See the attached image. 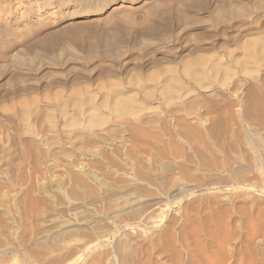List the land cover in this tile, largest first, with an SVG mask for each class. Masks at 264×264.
<instances>
[{
	"label": "rangeland",
	"instance_id": "374dc122",
	"mask_svg": "<svg viewBox=\"0 0 264 264\" xmlns=\"http://www.w3.org/2000/svg\"><path fill=\"white\" fill-rule=\"evenodd\" d=\"M5 1L0 0V264H264V174L258 166L237 163L244 154L262 163L264 152L254 155L248 146L241 147L244 152L224 151L208 136L209 123L204 121L199 124L203 142L219 160H230L228 169L214 165L204 170L181 137L172 138L183 146L181 156L188 152L195 158L190 157L191 162L181 156L177 159L174 146L167 143L172 139L167 134L163 137L162 131L164 123L174 124L171 114L196 122L204 114L202 96L233 94L243 79L259 78L264 17L257 22L248 19L249 27L242 28L247 38L240 49L232 42L239 32L231 29L239 20L220 21L215 16L216 20L208 12L201 14L209 21L198 31L197 26L188 28L183 23L174 30L171 24L176 17L168 11L164 20L171 27L166 36L174 37L170 41L141 26L130 25V30L127 24L131 23L122 19L106 23L105 9L84 18L68 13L82 11L87 8L84 2L95 0H71L68 8L53 10H44L45 0H28L31 8L27 0ZM143 1L128 0L134 19L140 18ZM114 3L110 0L107 5ZM160 39L167 40L161 44ZM213 42L230 47L214 51ZM200 43L212 48L196 54L206 53V60H214V64L208 60L206 67L214 68L216 60L225 67L228 61L230 70H225L231 74L225 72L224 77V72L205 67L207 73L211 70L209 78L205 70L201 78L190 75L186 65L194 56L186 53ZM228 51L237 59L231 55L228 60ZM173 55L185 56L188 62L179 64V59L170 65ZM239 62L247 64L242 67ZM169 68L178 70L184 84L180 96L166 89ZM191 77L197 82L207 80L196 84ZM121 89L133 95L137 109L113 113L102 108V116L98 113L95 119L85 113L89 102L100 105L104 96ZM240 91L239 96L233 94L236 115L242 111ZM135 124L147 131L146 136L132 132L138 129ZM245 124L240 122L242 129L255 126ZM157 135L165 138L163 142L169 140L165 147ZM198 145L202 148V143ZM185 168L188 177L182 174ZM232 171L245 177L237 180Z\"/></svg>",
	"mask_w": 264,
	"mask_h": 264
},
{
	"label": "bare ground",
	"instance_id": "6f19581e",
	"mask_svg": "<svg viewBox=\"0 0 264 264\" xmlns=\"http://www.w3.org/2000/svg\"><path fill=\"white\" fill-rule=\"evenodd\" d=\"M6 1H8V2H10V0H6ZM5 1V2H6ZM17 1H19V0H17ZM24 1V0H23ZM28 1V0H27ZM33 1V0H32ZM109 1L110 0H95V1H91V2H88V3H86V2H84V7L86 8V9H84V10H82V11H80V10H71L70 12H68L70 15H72V16H74L75 18L77 17H80V18H84V17H89V16H91V15H93V14H95V13H98V12H102V11H104V9H105V15H104V17L102 18L103 19V21L104 22H106V23H110L111 22V24H114V23H112V21L114 22L115 20H120V19H122V20H125L127 23H131V24H127L128 26H127V28H130L131 26H133V28H137V26L139 27V26H141V27H143V29H146V31L147 32H150L151 34L152 33H155V34H162V35H165L166 36V32H167V28H173L174 30L175 29H177L178 27L180 28V26L181 25H183V24H186V27H188V28H193L194 26H197V30L198 31H200L199 29L201 28V27H203V25L205 24L206 25V23L209 21L208 19H207V22H206V19L204 20L203 19V17H201V14L203 13V12H208V13H210V14H212V15H214V17L216 16L217 17V19L219 18V20H220V18L222 19L223 18V20H224V18H228L227 20L228 21H231V20H229V19H237V20H239L238 21V24H232L231 26H228V27H231V29H234V31H238L239 32V34L238 35H234V36H236L235 37V39H233V41L232 42H235L238 46H240V49H241V47L243 48L244 46V43H241L243 40H245L244 38H247L246 36L247 35H245L243 32V30H242V28L243 27H245L246 25L248 26V24L249 23H247V21H248V19H250V20H255L256 22H257V20L256 19H261L262 17H264V0H251L249 3L247 2H245L246 0H144L143 2H142V5H140L139 7V10H140V12H141V16H140V18L139 19H134L135 17H133V15L131 14V10H129L130 8H131V6H130V8H129V5H132V2L131 3H129L128 2V0H115V2H117V3H114V4H110V5H107V4H109ZM249 1V0H248ZM29 3H30V5H27V7L28 8H31L32 7V3H31V1H28ZM34 2V1H33ZM134 2V1H133ZM7 3V2H6ZM6 3H4V4H6ZM11 3V2H10ZM43 3V7H44V10H46V9H49V10H53V9H61V8H68L69 6H71L72 5V2H71V0H54V1H50V0H45V1H43L42 2ZM76 3V2H75ZM9 4V3H8ZM27 4V3H26ZM25 4V5H26ZM248 4H251V6H249ZM0 5H1V3H0ZM6 6V5H5ZM11 6V5H10ZM106 7H108L107 9H106ZM4 8V7H3ZM43 10V11H44ZM168 11H172L173 12V15L176 17L175 18V21L172 23V21L174 20V18H173V20L172 21H170L169 23H172L171 25V27H167V25H165L167 22L164 20V16H166L167 14V12ZM140 12H139V15H140ZM171 12V13H172ZM48 13V12H47ZM170 13V14H171ZM165 14V15H164ZM210 14H208V15H210ZM173 15H169V16H173ZM168 16V17H169ZM216 17H215V19H216ZM171 18V17H170ZM216 19V20H217ZM165 21V22H164ZM167 21H169V18H168V20ZM221 21V20H220ZM232 21H234V20H232ZM262 21V20H261ZM177 22V23H176ZM206 22V23H205ZM227 22V21H226ZM105 23V24H106ZM183 23V24H182ZM228 23V22H227ZM253 23H255V22H253ZM6 24V23H5ZM125 24V23H124ZM131 25V26H130ZM169 25V24H168ZM204 25V26H205ZM230 25V24H229ZM107 26H108V24H107ZM184 26V25H183ZM118 27V26H117ZM177 27V28H176ZM182 27V26H181ZM249 27V26H248ZM248 27H246V28H248ZM113 28V27H112ZM116 28V27H115ZM183 28H185V27H183ZM187 28V29H188ZM216 28V27H215ZM5 29V28H4ZM181 29V28H180ZM204 29V28H203ZM206 29V28H205ZM228 29V28H227ZM244 29V28H243ZM249 29V31H250V28H248ZM253 29V28H252ZM130 30H131V28H130ZM171 30V29H170ZM248 31V32H249ZM136 32V31H135ZM173 32H175V31H173L172 30V32L171 33H173ZM206 32V31H205ZM230 32V31H229ZM241 32V33H240ZM140 33V32H139ZM196 33V32H195ZM194 33V34H195ZM221 33V32H220ZM236 34H237V32H235ZM250 33V32H249ZM136 34V33H135ZM198 35H205L204 33H201V32H198L197 33ZM209 34V33H208ZM207 34V35H208ZM224 34H225V31H224ZM223 34V35H224ZM251 34V33H250ZM139 35V34H138ZM210 35H212V34H210ZM218 35H219V33H218ZM217 35V36H218ZM222 35V36H223ZM164 36V37H165ZM209 36V35H208ZM215 36V35H214ZM217 36H215V37H217ZM250 36V35H249ZM163 37V38H164ZM167 37V39H169L168 38V36H166ZM186 37V36H185ZM196 37V36H195ZM157 38V37H156ZM162 38V39H163ZM174 38V37H173ZM172 38V39H173ZM193 38V40H194V37H192ZM191 38V39H192ZM213 38V37H212ZM224 38H225V36H224ZM227 38V37H226ZM228 38H230V36H228ZM162 39H160L161 41H160V43L162 44L163 43V41H166L167 39H164V40H162ZM171 39V38H170ZM169 39V40H170ZM172 39L170 40V41H172ZM203 39V38H202ZM150 40V39H149ZM152 40V39H151ZM159 40V39H158ZM206 40V39H205ZM225 40V39H224ZM247 40V39H246ZM248 40H250L249 38H248ZM252 40V39H251ZM250 40V41H251ZM260 40V39H259ZM152 41H154V40H152ZM151 41V42H152ZM174 41V40H173ZM196 41H198V40H196ZM196 41H194V42H196ZM203 41H204V39H203ZM208 41V40H207ZM206 41V42H207ZM211 40L209 39V41L208 42H210ZM229 41V40H228ZM249 41V43H251V42H253L254 41V39H253V41H251L250 42ZM257 41V40H256ZM262 41V40H261ZM155 43L157 42L156 40L154 41ZM159 42V41H158ZM157 42V43H158ZM199 42H201V41H199ZM207 42V43H208ZM217 42V41H216ZM226 42H227V39H226ZM226 42L225 43H222V44H220V43H217V44H215L214 42H213V46H212V48H213V50L215 49V48H219V49H221V48H227L225 45H228V44H226ZM155 43H153L155 46H157ZM167 42H165L164 44H166ZM193 43V42H192ZM198 42H196L195 44H197ZM202 43V42H201ZM200 43V44H201ZM204 44H205V42H203ZM202 43V44H203ZM240 43H241V45H240ZM246 43V42H245ZM248 43V42H247ZM153 44H151V46L153 45ZM194 44V45H195ZM198 45V46H194L193 48L191 47H189L190 49H189V52H187L185 55L186 56H188V53H189V57L190 56H194V57H192V58H190L191 60H190V62H191V64L188 62V59L187 60H184L185 59V56H174L173 55V58L170 60L169 58H167L168 60H170V65H171V63H173V64H176V62H178L179 63V61H177V60H179L180 59V63L179 64H183V60L185 61L184 62V65H185V63H187V65H186V68H188V65H189V68H188V72H189V74L190 75H193V76H195V78H201L205 73H204V70H205V67H206V64L208 63V64H210V63H212L211 61H213L214 62V60H210V59H212V58H210V57H208V58H210V59H208V60H206V58H207V56H205V54L208 52V50L210 51L212 48H211V46L209 47V46H204V45ZM215 44V45H214ZM254 44H255V42H254ZM257 44V43H256ZM9 45V44H8ZM149 45H150V43H149ZM210 45V44H209ZM253 45V44H252ZM150 46V47H151ZM159 46V45H158ZM259 46V45H258ZM258 46H257V50L260 48V46H259V48H258ZM262 46H263V44H262ZM228 47H230V45H228ZM253 47V46H252ZM252 47H250V48H252ZM149 48V47H148ZM217 48V49H218ZM248 47H245V49L246 50H250L249 48L247 49ZM118 50V49H117ZM212 50V51H213ZM216 50V49H215ZM214 50V51H215ZM259 50H261V51H263L264 49L263 48H261V49H259ZM155 51V50H154ZM207 51V52H206ZM111 52V51H110ZM199 52H201V53H203V52H206L205 54H204V56H202V54L201 55H196L197 53H199ZM231 52V51H230ZM233 52V51H232ZM253 52V51H252ZM257 52V51H256ZM147 53V52H146ZM228 54H229V56H228V54H227V57L229 58L231 55H233V53H231V55H230V53H229V51L227 52ZM261 53V52H260ZM118 54H120V53H118ZM148 54V53H147ZM179 54V53H178ZM181 54V53H180ZM235 54V53H234ZM78 55V54H77ZM121 55V54H120ZM172 55V54H171ZM170 55V56H171ZM239 55V54H238ZM253 55V54H252ZM258 55V54H257ZM199 56V57H198ZM201 56V57H200ZM234 56V55H233ZM237 54L234 56V58L233 59H237ZM245 56V55H244ZM247 56V55H246ZM14 57V56H13ZM152 57H154V56H152ZM205 59V61H204V59ZM221 57V56H220ZM232 57V56H231ZM229 58L228 60H232V58ZM236 57V58H235ZM243 57V56H242ZM249 57V56H248ZM17 58V57H16ZM81 58V57H80ZM149 58V57H148ZM161 58H163V57H161ZM195 58V59H194ZM222 58V57H221ZM245 59H246V57H244ZM255 58V57H254ZM257 58H260L259 56L257 57ZM256 58V59H257ZM15 59V58H14ZM76 59V58H75ZM96 59V58H95ZM213 59H215V58H213ZM220 59V58H219ZM218 59V60H219ZM223 59H224V57H223ZM80 60H82V59H80ZM122 60V59H121ZM155 60L156 59H154V62H155ZM158 60V59H157ZM161 60V59H160ZM166 60V59H165ZM193 60V61H192ZM251 60V59H250ZM250 60H248L249 62H250ZM259 60V59H258ZM261 60V59H260ZM259 60V61H260ZM12 61V60H11ZM77 61V60H76ZM181 61H182V63H181ZM238 61H241V60H237V62ZM244 61H246V60H244ZM252 62H254V59H252L251 60ZM264 61V60H263ZM262 60H261V62H262V64H260L258 67L260 68V69H262L261 70V75L259 76L258 75V70L256 71V74L258 75V77L259 78H256V77H253V81H252V79H251V81H248V80H242V84L241 85H238L239 87H240V89H239V91L240 92H243V94H242V96L241 97H239L240 98V101H241V103H242V111H241V114H239V115H236L235 114V111H233L232 109L237 105V104H235L234 102H233V100L234 99H236V95L234 96L233 94H236V93H238L239 91H237L236 93H235V91L233 92V94H231V93H227V94H220V93H218L219 95H218V97L217 98H215L214 96H211L212 98H210V97H208V96H202V98H201V108L202 109H204V114L201 116V117H199V119L198 120H196V122H195V120L193 121V119H189V118H181V117H178L177 115H175V114H171V116H173L172 117V120H173V122L171 121V123H174L173 125H168V122L167 123H164L163 124V128H162V131L163 132H165V134H164V136L163 137H165V135L167 134V135H169L170 136V138L172 139H174V137L177 139V138H183V139H185L186 141H187V143H188V146L190 147L189 149H191V151L193 152V154H194V156L195 157H197L199 160H200V167L201 168H203L204 170H210L211 168H212V166H214V165H219V166H224L226 169H228V166L230 165V160L229 159H227V158H225L224 160H219L218 158H217V156H216V154H215V152L212 150V148L211 147H209V145L208 144H206V143H204L203 142V135H202V132H201V130H200V128H199V124H203V122L204 121H207V123H209L208 124V126L206 127V133L208 134V136H210L215 142H216V144H218L224 151H226V150H229L230 152H234V153H239V150H241V147H246V149H248L247 148V146L248 147H250L251 148V150H252V152L254 153V155L255 154H259V153H263L264 152V62H263ZM157 62V61H156ZM161 62V61H160ZM162 62H163V60H162ZM167 62V61H166ZM192 62H194V63H192ZM206 62V63H205ZM227 63H229L228 61H226ZM177 63V64H178ZM216 64L214 65V68L213 67H210L209 65H207V66H209L210 67V69L211 68H213V69H215V71H214V73H216V72H219L220 73V71H221V73L222 72H224V74H225V72H227L228 74H231L230 72H228V71H226L225 70V68L227 69V63H226V66L224 67L223 66V63H222V65L221 64H217V60H216V62H215ZM218 63H221V61L219 60L218 61ZM236 62L234 61V64H235ZM243 63H245L244 64V66L247 64L246 62H243ZM255 63H258V62H256V60H255ZM260 63V62H259ZM258 63V64H259ZM172 64V65H173ZM212 64H214V63H212ZM239 64H240V66H242L241 65V62H239ZM162 65V64H161ZM191 65V66H190ZM224 65H225V63H224ZM257 65V64H256ZM255 65V66H256ZM261 65H263V67L261 68L260 66ZM6 66V65H5ZM175 66V65H174ZM213 66V65H212ZM235 66H236V64H235ZM244 66H242V67H244ZM169 67V66H168ZM209 67H206V69L208 68V70H209ZM228 67H230V66H228ZM257 67V69H259ZM144 68V67H143ZM164 68V67H163ZM162 68V69H163ZM184 68H185V66H184ZM185 68V69H186ZM166 69V68H165ZM259 69V70H260ZM6 70V69H5ZM169 70V71H168ZM167 71H165V73H167V72H170L171 71V69L169 68ZM212 70V69H211ZM210 70V71H211ZM217 70V71H216ZM227 70H230V69H227ZM183 71H184V69H183ZM209 71V72H210ZM2 72H4V71H2ZM164 72V71H163ZM188 72H186V74L188 73ZM191 72V73H190ZM205 72H206V70H205ZM208 72V73H209ZM231 72H233V71H231ZM178 70H177V72H176V70L173 72V71H171V73H168L169 75H171L170 77H169V79L166 81V83H168V84H166V87H162V88H166V89H168L167 91H169L171 94H172V92L173 93H175V94H178L179 92H180V90H181V88H182V85H184V84H182V81H181V79H180V77H179V75H178ZM207 72H206V75L208 76L209 74H208ZM219 73H217L218 75H219ZM167 74V75H168ZM212 74V73H211ZM223 74V76L225 77L226 76V74L224 75ZM259 74H260V72H259ZM150 75V74H149ZM159 75V74H158ZM184 75V74H183ZM188 75V74H187ZM215 75V74H214ZM217 75V76H218ZM152 76H153V74H152ZM164 76H166V74L164 75ZM181 76V75H180ZM205 76V75H204ZM210 76V75H209ZM209 76H208V78H209ZM221 77H222V75H220ZM148 78H149V76H148ZM163 78V77H162ZM161 78V79H162ZM206 78V77H205ZM205 78L203 79L202 78V80L201 79H198V82H199V80H201V81H203V80H205ZM211 78V77H210ZM219 78V77H218ZM217 78V79H218ZM252 78V77H251ZM254 78H256V80L254 79ZM1 79V78H0ZM160 79V78H159ZM191 79H193L192 77H191ZM215 79V78H214ZM225 79V78H224ZM246 79V78H245ZM247 79H249V78H247ZM157 80V79H156ZM193 80H195V79H193ZM207 80V79H206ZM205 80V81H206ZM148 81V80H147ZM158 82H160L159 80H157ZM162 81V80H161ZM196 82H197V80H195ZM200 81V82H201ZM204 81V82H205ZM8 82V81H7ZM153 82H155V86H160V83H158L157 82V85H156V81L154 80ZM163 82V81H162ZM161 82V83H162ZM198 82L196 83V84H198ZM216 82V81H215ZM238 82H240V81H238ZM136 83V82H135ZM165 83V82H164ZM184 83V82H183ZM203 83V82H202ZM202 83H200V85L199 86H202ZM241 83V82H240ZM207 84V83H206ZM237 84V83H236ZM239 84V83H238ZM125 85V84H124ZM204 86H205V84H203ZM216 85V84H215ZM143 86V85H142ZM157 86V87H158ZM198 85H197V88L199 87ZM237 86V87H238ZM5 87V86H4ZM111 87V86H110ZM109 87V88H110ZM184 87H186V86H184ZM205 88H206V86H205ZM208 88V87H207ZM206 88V89H207ZM118 89V88H117ZM142 89V88H141ZM163 89V90H164ZM218 89V88H217ZM236 89V88H235ZM86 90V89H85ZM111 90V89H110ZM123 89H121V90H118V92H114V93H112L110 96H106V98L104 99V95H102V97H103V102L100 104V105H98L97 103H95V102H93V103H90L89 102V104L86 102V104H88V108H87V111L88 112H85L86 114L88 113H90V116L92 115V117H94V119L95 118H98V116H99V114H100V117L102 116L101 115V113H99V112H101V110H102V108H106V110L107 109H109L110 111H113V113H119V112H121V111H125L126 112V110H131V111H134V110H132V109H134V108H136L137 107V105L135 106L134 105V103H135V101L136 100H134V97H133V95L131 94V93H129V92H126V90L125 91H122ZM145 90V89H144ZM157 90V89H156ZM162 90V89H161ZM162 90V91H163ZM203 90H205L204 89V87H203ZM203 90H201V87H200V91H202L203 92ZM208 90V89H207ZM212 90H214V89H212ZM212 90H210L209 89V91H207V92H210V91H212ZM223 90V89H222ZM87 91V90H86ZM88 91H90L89 89H88ZM112 91V90H111ZM114 91V90H113ZM147 91H148V89H147ZM153 91V90H152ZM161 91V92H162ZM167 91L165 92L167 95H168V93H167ZM182 91V90H181ZM190 91V90H189ZM229 91H230V89H229ZM228 91V92H229ZM80 92V91H79ZM132 92V91H131ZM144 92V91H143ZM164 92V91H163ZM163 92H162V95H163ZM187 92H188V89H187ZM205 92V91H204ZM227 92V91H226ZM232 92V91H231ZM84 93V92H83ZM87 93V92H86ZM146 93V92H145ZM149 93V92H148ZM158 93V92H157ZM169 93V94H170ZM206 93V92H205ZM75 94V93H74ZM73 94V95H74ZM78 94V93H77ZM81 94V93H80ZM166 94H164V95H166ZM170 94V95H171ZM179 94H182L181 92L179 93ZM178 94V95H179ZM199 94H200V92H199ZM208 94V93H207ZM206 94V95H207ZM215 94V93H214ZM213 94V95H214ZM96 95V94H95ZM198 95V94H197ZM209 95H212L211 93H209ZM75 96V95H74ZM172 96H173V94H172ZM180 96V95H179ZM216 96H217V94H216ZM237 96H239V93H238V95ZM85 97V96H84ZM86 97H87V95H86ZM92 98V96H89V98ZM214 97V98H213ZM70 98V97H69ZM68 98V99H69ZM71 98H74L73 96L71 97ZM155 98V97H154ZM172 98V97H171ZM81 99V98H80ZM87 99V98H86ZM95 99V98H94ZM71 100H73V99H71ZM75 100H77V99H75ZM82 100V99H81ZM92 100V99H91ZM63 101H65V100H63ZM67 101V100H66ZM79 101V100H78ZM153 101V100H152ZM62 102V101H61ZM193 102H195L194 100H193ZM192 102V103H193ZM64 103V102H63ZM70 103V102H69ZM100 103V102H99ZM140 103V102H139ZM237 103V102H236ZM83 104H85V102L83 103ZM145 104V103H144ZM81 106H82V104H81ZM135 106V107H134ZM240 106V105H239ZM63 107H65V106H63ZM84 107V106H83ZM186 107V106H185ZM80 108H82V107H79V109ZM138 108V107H137ZM136 108V109H137ZM65 109V108H64ZM67 109V108H66ZM66 109H65V111H66ZM82 111L81 112H83V111H85L84 109H81ZM109 110H107V111H109ZM64 111V110H63ZM72 111V110H71ZM137 111V110H136ZM138 111H140V110H138ZM106 112V111H105ZM124 112V113H125ZM128 112H130V111H128ZM127 112V113H128ZM62 113V112H61ZM99 113V114H98ZM111 113V112H110ZM173 113V112H172ZM185 113V112H184ZM199 113V112H198ZM63 114H64V112H63ZM62 114V115H63ZM67 114H68V112H67ZM81 114H83V113H80V116H81ZM86 114H85V117H86ZM112 114V113H111ZM116 115V114H115ZM131 115V114H130ZM66 116V115H65ZM64 116V117H65ZM76 116V115H75ZM79 116V115H78ZM84 116V115H83ZM83 116H81V117H83ZM89 116V117H90ZM113 116V115H112ZM165 116V115H164ZM170 116V117H171ZM70 117V116H69ZM188 117V116H187ZM51 119V118H50ZM83 119V118H82ZM168 119V118H167ZM85 120V119H84ZM125 120V119H124ZM123 120V121H124ZM164 120V119H163ZM169 120V119H168ZM92 121V120H91ZM101 121V120H100ZM151 121V120H150ZM50 122H51V120H50ZM71 122V121H70ZM102 122V121H101ZM121 122V121H120ZM134 122H136V121H134ZM240 122H244V124L245 123H247L248 125L249 124H254L255 126H253V127H251L250 128V126L249 127H245L244 129H242L241 128V125H240ZM57 123V122H56ZM55 123V124H56ZM74 123V122H73ZM171 123H169V124H171ZM195 123H197V125L195 124ZM205 123V122H204ZM51 124V123H50ZM58 124V123H57ZM159 124V123H158ZM136 126L134 127V126H132V127H134V128H138L137 127V124H135ZM143 125H145V124H143ZM243 125V124H242ZM246 125V124H245ZM55 127H56V125H54ZM150 126H152V125H150ZM172 127V128H171ZM155 129H156V127H155ZM33 130V129H32ZM140 130H142V131H140ZM140 130H139V128L138 129H132V132L134 131V133H135V135L136 136H146V132L143 130V129H141L140 128ZM162 132V133H163ZM134 133H130L131 134V136H133L134 137ZM159 135V134H158ZM158 135L156 136V140L159 142V143H161V144H164V147H165V143L167 142V141H169V140H165L164 142L162 141L163 139H165V138H163L162 140L160 139V136L158 137ZM166 135V136H167ZM93 136V135H92ZM153 136V135H152ZM130 137V136H129ZM149 137V136H148ZM162 137V136H161ZM127 139V138H126ZM167 139H168V137H167ZM170 140L169 142H167L168 144H169V146H174V148H173V150L172 151H174L175 153H174V155L176 154V158L178 157L179 158V156H181L183 153L182 152H180L181 150H182V148H183V146H181L182 148H181V150H180V146H178V144L179 143H177V141H176V143H177V145H176V143H175V141L174 140ZM178 140V139H177ZM130 141V140H129ZM135 141V140H134ZM202 143V148L198 145V143ZM138 143V142H137ZM144 143V142H143ZM134 144V143H133ZM142 144V143H141ZM167 144V145H168ZM166 145V146H167ZM134 146V145H133ZM163 146V145H162ZM168 148H170V147H168ZM164 149V148H163ZM171 149V148H170ZM170 149H168V150H170ZM204 149V150H203ZM26 150V149H25ZM135 150V149H134ZM133 150V151H134ZM183 150H184V148H183ZM27 151V150H26ZM241 151H243L244 152V150H243V148H242V150ZM245 151H248V150H245ZM263 151V152H262ZM130 152V151H129ZM184 152H186V149H185V151ZM241 153V155L242 154H244V153ZM135 153V152H134ZM137 153V152H136ZM135 153V154H136ZM182 153V154H181ZM27 154H29V153H27ZM26 154V155H27ZM132 154H133V152H132ZM186 154H188V152L186 153ZM184 155V156H181L182 158L183 157H185L184 159L185 160H187V161H189V162H191V161H193L190 157H193V158H195L194 156H189V155ZM248 154V153H247ZM31 155V154H30ZM263 155V154H262ZM233 156V155H232ZM259 157H260V155H258ZM29 157V156H28ZM28 157H26V158H28ZM258 157V158H259ZM263 158H264V155L262 156ZM177 158V159H178ZM196 158V159H197ZM263 158H261V159H263ZM133 159V158H132ZM195 159V160H196ZM238 162L237 163H239L240 165H242V164H247L248 166L247 167H249L250 166V168H252V166H258L259 167V169H260V171L264 174V162H260V160L259 159H256V156H255V158L254 157H249V154L247 155V157H246V155L244 154V156L242 155L241 157H239L238 158V160H237ZM198 162V161H197ZM258 162H260V163H258ZM222 163V164H221ZM243 166V165H242ZM255 169V168H254ZM184 170V171H183ZM181 169V171H183L182 172V174L183 175H185L186 177H188V175H190L189 174V171L187 172V171H185L186 170V168L185 169ZM241 170V169H240ZM239 170V171H240ZM256 172V171H255ZM254 173V172H253ZM259 174V173H258ZM184 176V177H185ZM232 176L233 177H235L237 180L238 179H241L242 178V180H243V178L245 177V175L244 174H242L241 172H238V171H232ZM260 178V177H259ZM80 180V179H79ZM241 184V183H240ZM252 185V184H251ZM24 197V196H23ZM24 200V199H23ZM23 200L21 199V203L23 202ZM19 201V200H18ZM25 201V200H24ZM20 203V202H19ZM24 203V202H23ZM24 204H22V207H23V209H25L24 208V206H23ZM27 205V204H26ZM21 207V208H22ZM25 211V210H24ZM22 213H23V211H22ZM24 216L26 215V211H25V213L23 214ZM22 215V216H23ZM26 217V216H25ZM22 219H23V217H22ZM25 220V219H24ZM23 221V220H22ZM22 238V237H21ZM20 238V239H21ZM25 238V237H24ZM28 241V240H27ZM23 246V245H22Z\"/></svg>",
	"mask_w": 264,
	"mask_h": 264
}]
</instances>
